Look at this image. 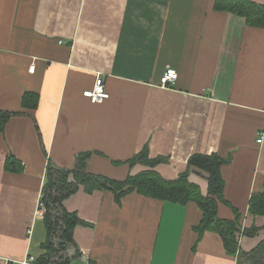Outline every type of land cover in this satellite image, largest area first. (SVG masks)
Here are the masks:
<instances>
[{
	"label": "crops",
	"instance_id": "crops-1",
	"mask_svg": "<svg viewBox=\"0 0 264 264\" xmlns=\"http://www.w3.org/2000/svg\"><path fill=\"white\" fill-rule=\"evenodd\" d=\"M166 69L178 75L171 88L160 87ZM97 75L109 97L92 104L82 93ZM27 92L38 95L30 112ZM0 111L28 114L0 133V264L43 255L47 163L72 170L83 153L89 174L123 181L152 170L173 182L187 172L202 196L208 176L188 161L218 155V219L240 213V252L264 242V217L248 212L264 182V23L217 10L215 0H0ZM145 148L166 160L131 166ZM63 206L84 222L73 231L83 264H237L218 234L198 237L193 202L132 192L117 203L80 186Z\"/></svg>",
	"mask_w": 264,
	"mask_h": 264
},
{
	"label": "trees",
	"instance_id": "trees-1",
	"mask_svg": "<svg viewBox=\"0 0 264 264\" xmlns=\"http://www.w3.org/2000/svg\"><path fill=\"white\" fill-rule=\"evenodd\" d=\"M215 8L236 13L246 18L250 25L262 26L264 23V7L256 6L250 0H215ZM37 104L38 95L27 92L22 96L21 107L24 111H32ZM20 115L28 114L0 111V133L4 131L11 118ZM88 158V153L77 156L76 165L72 170L56 167L48 161L40 199L44 206L46 239L41 245L44 253L34 261V264L82 263L79 250L73 240V231L76 226L84 225V222L78 219L75 213L66 211L63 206L64 200L76 193L80 186L86 193L96 190L109 191L114 195L117 203L123 196L132 192L162 202L170 201L182 205L193 202L202 212V221L196 228L198 237H201L205 231L215 232L220 236L226 253L236 257L237 264H264V242L248 253L239 251L237 235L240 231V213L234 210V219L230 221L217 217L218 203H226L223 199L224 182L220 171L225 160L220 156L194 155L188 161L189 167L197 168L207 174L206 196H202L199 187L187 180V172L173 182L164 180L152 170L136 176H128L123 181H113L87 173L85 165ZM165 160L163 158L149 159L145 148L128 163L131 166L140 163L153 168ZM10 164L17 163L12 158ZM248 212L252 216L264 217V182L262 191L251 196ZM257 230L256 227H252L244 230L243 234L251 237ZM85 264L94 263L89 261Z\"/></svg>",
	"mask_w": 264,
	"mask_h": 264
},
{
	"label": "built area",
	"instance_id": "built-area-1",
	"mask_svg": "<svg viewBox=\"0 0 264 264\" xmlns=\"http://www.w3.org/2000/svg\"><path fill=\"white\" fill-rule=\"evenodd\" d=\"M34 71V67L32 66L29 69V72L32 73ZM177 72L174 69H166L163 73V75L160 78V87L162 88H171L175 85L177 81ZM82 96L87 99L90 103L92 104H101L103 103L106 99H108L109 94L106 91L104 82L100 75H97L95 77L93 86L91 89L86 90L82 93ZM257 140L256 142L258 144L262 143V133H257ZM39 209L40 211H44V206L41 202H39ZM35 258L33 256H29L28 259H24L21 262H18L20 264H34ZM12 262L5 259L4 264H11ZM82 264V263H80Z\"/></svg>",
	"mask_w": 264,
	"mask_h": 264
}]
</instances>
